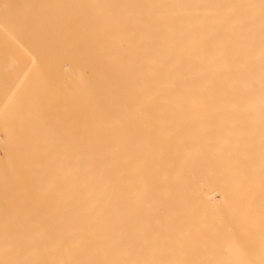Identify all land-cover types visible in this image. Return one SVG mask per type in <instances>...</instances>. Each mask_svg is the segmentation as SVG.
<instances>
[{
  "label": "bare ground",
  "instance_id": "obj_1",
  "mask_svg": "<svg viewBox=\"0 0 264 264\" xmlns=\"http://www.w3.org/2000/svg\"><path fill=\"white\" fill-rule=\"evenodd\" d=\"M0 32V264H264V0H0Z\"/></svg>",
  "mask_w": 264,
  "mask_h": 264
},
{
  "label": "rangeland",
  "instance_id": "obj_2",
  "mask_svg": "<svg viewBox=\"0 0 264 264\" xmlns=\"http://www.w3.org/2000/svg\"><path fill=\"white\" fill-rule=\"evenodd\" d=\"M28 11H30V10H28ZM31 13V12H30ZM22 14V13H21ZM19 15V13L15 16L16 18H17V20L19 19V21H21V23H20V26L18 25V27H20V28H24L23 27V21H22V19H23V15ZM36 15H38V14H36ZM22 17V18H19V17ZM30 16H33V14H29L28 12L26 13V17H27V19H28V17H30ZM25 17V18H26ZM25 25H26V28L27 27H30L31 26V24H30V21L29 22H25ZM7 26H9V24H7ZM22 30V29H21ZM20 30V31H21ZM1 36H2V32H0V38H1ZM8 39H9V36H8ZM20 42V41H19ZM6 44V43H5ZM16 49H14V50H18L19 51V54H18V57H17V60H18V63H16V65L14 66L15 68H17L16 69V71L14 72V73H12L11 75H10V79L11 80H14L15 82H13V84L15 83V85L13 86L12 85V87H11V90H10V94H8L9 95V97H10V100H11V103L14 105V106H16V107H18V110H19V113H18V111H17V109L16 110H14V109H11V110H14V111H17V113H15V115H14V118L13 119H15V121H14V123H15V125L17 124L16 123V121L17 122H20V121H18V120H20L21 119V117L19 118V114L21 115V112H22V110H23V106L24 105H27V103H28V99L26 98V101L24 102H21L20 101V98H22V92H23V88H21V85H22V83H24L23 82V76H22V74L20 73V68H22V67H25V68H28L29 67V64H28V60H27V62H26V64L24 65V61H23V54H22V47H21V44H18L17 45V47H15ZM0 49H1V46H0ZM4 51H5V49H1L0 50V64H1V62L3 61L1 58L3 57V55H4ZM3 74H4V71H2V69H1V67H0V78L3 76ZM3 78H7V76L6 75H4V77ZM16 83H18V84H16ZM19 86V87H18ZM3 90H2V88H1V84H0V103L2 102V99H4L7 95H5V97L3 96V94L5 93H3L2 92ZM6 99V98H5ZM31 99V98H30ZM1 107H2V105L0 104V109H1ZM6 107V108H5ZM21 107H22V109H21ZM4 108H5V110H6V112H5V110H4ZM12 108H13V106H12ZM3 109V110H2ZM1 110H0V119L3 117L2 115H4V113H5V115H7V113H13V111H11V110H9V112H7V106H4L3 108H2ZM21 111V112H20ZM1 112H2V115H1ZM31 112V111H30ZM18 115V117L17 118H15L16 116ZM2 116V117H1ZM9 116H10V119H12V117H11V115L9 114L8 115V118H9ZM28 116H31V114H29L28 113ZM5 117V116H4ZM7 117V116H6ZM19 118V119H18ZM29 118V117H28ZM9 119V120H10ZM17 119V120H16ZM4 120H6L5 122L6 123H9V121L6 119V118H3V119H1L0 121H4ZM10 122H11V120H10ZM12 123V122H11ZM31 123V122H30ZM3 124L5 125V123L3 122ZM12 125V124H11ZM10 125V126H11ZM30 125V124H29ZM1 128H2V123H1ZM9 126V125H8ZM14 126V125H13ZM0 128V158H1V156H2V160H3V162L6 160V158H5V148H4V146H5V144H6V141H8V139H6L7 137H6V132L5 131H3V129H4V127L1 129ZM6 128H8L7 126H6ZM6 128H5V130H6ZM10 128V127H9ZM9 128H8V130H9ZM17 128H18V130H20L21 128H19V124H17ZM11 132H13L12 130V126H11ZM14 132L17 134V132L15 131V126H14ZM10 133V132H9ZM20 134L22 133V129H21V132H19ZM29 134V133H28ZM10 135H12L11 133H10ZM14 136H15V134L13 133V135H12V137L14 138ZM19 136V135H18ZM18 136H16V137H18ZM16 137H15V139H16ZM21 137H23L22 135L20 136V138ZM10 139H11V137H10ZM10 139H9V142L11 143V145H13V142H11L10 141ZM15 139H13V140H15ZM22 139V138H21ZM12 140V141H13ZM22 141V140H21ZM19 139H18V141H17V139H16V142H18L19 143V145L21 146V144H22V142H21ZM16 142L14 143V146H15V144H16ZM19 145H17L16 147L18 148L19 147ZM2 146V147H1ZM6 146H7V144H6ZM5 146V147H6ZM4 148V149H3ZM15 148V147H14ZM18 149H21L20 147L18 148ZM15 150V149H14ZM11 151H9V153H10ZM4 153V154H3ZM15 152L14 151H12V153H10V154H14ZM17 153V152H16ZM1 163V162H0ZM0 167H3V165L1 166L0 165ZM4 167H5V165H4Z\"/></svg>",
  "mask_w": 264,
  "mask_h": 264
}]
</instances>
